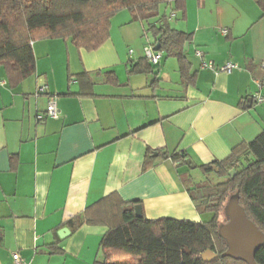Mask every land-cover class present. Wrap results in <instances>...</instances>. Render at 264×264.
<instances>
[{
  "label": "crops",
  "instance_id": "crops-1",
  "mask_svg": "<svg viewBox=\"0 0 264 264\" xmlns=\"http://www.w3.org/2000/svg\"><path fill=\"white\" fill-rule=\"evenodd\" d=\"M184 5V16L172 2L160 11L191 35L188 80L164 53L154 71L129 73L156 44L126 9L95 50L34 40L35 72L14 86L0 67V264H13L14 252L25 264H93L106 227L67 221L112 192L138 201L148 219H210L181 181H194L193 168L172 154L201 172L264 132V100L249 101L264 97V14L255 0ZM228 61L237 67L216 71ZM39 84L47 94H36ZM50 94L57 118L45 116Z\"/></svg>",
  "mask_w": 264,
  "mask_h": 264
},
{
  "label": "trees",
  "instance_id": "trees-1",
  "mask_svg": "<svg viewBox=\"0 0 264 264\" xmlns=\"http://www.w3.org/2000/svg\"><path fill=\"white\" fill-rule=\"evenodd\" d=\"M169 2L172 11L184 16L185 0H0V67L14 86L35 72L34 40L70 39L77 48L95 50L108 38L110 18L126 9L132 19L146 23L153 44H159L155 51L178 59L181 74L188 80L183 46L191 41V35L172 27L168 15L160 11V6ZM255 2L264 14V0ZM157 68L145 57L131 64L129 73ZM172 158L184 161L186 155L174 153ZM198 167L203 175H213V181H181L195 210L211 214L207 221L148 219L143 213L138 217V201H124L115 192L71 217L67 224L72 230L83 224L106 227L99 243L100 256L93 264H247L222 256L228 245L219 229L229 217L223 221L220 217L227 212L230 198L237 197L246 216L264 235V132L233 147L224 159ZM207 249L218 258L202 261L199 255ZM254 259L264 264V244Z\"/></svg>",
  "mask_w": 264,
  "mask_h": 264
},
{
  "label": "water",
  "instance_id": "water-1",
  "mask_svg": "<svg viewBox=\"0 0 264 264\" xmlns=\"http://www.w3.org/2000/svg\"><path fill=\"white\" fill-rule=\"evenodd\" d=\"M158 49L159 44H156L154 50ZM251 100L249 99V101ZM184 163L190 168L195 167L190 158L185 159ZM227 213L229 221L219 229L220 235L226 240L228 245L222 256L240 259L247 264H257L254 255L257 249L264 244L263 233L246 216L243 208L238 203L237 197L231 200ZM135 214L138 217L142 215L140 205L135 206ZM199 256L204 262H212L218 258V255L209 249L203 251Z\"/></svg>",
  "mask_w": 264,
  "mask_h": 264
},
{
  "label": "built area",
  "instance_id": "built-area-1",
  "mask_svg": "<svg viewBox=\"0 0 264 264\" xmlns=\"http://www.w3.org/2000/svg\"><path fill=\"white\" fill-rule=\"evenodd\" d=\"M222 33H226V29L222 30ZM145 54L146 58L149 60L150 63L152 64H158L160 57H161V52L155 51L151 46L145 47ZM202 66L204 67H209L213 69V64L212 63H202ZM262 67H264V63L261 64ZM237 67L236 63H233L231 61L226 62L222 66L216 68V71L220 72H231L234 68ZM47 94L48 89L46 84H39L36 89V94ZM48 104L46 107L45 111V116L51 117V118H57L60 114V111L58 109V106L56 104V96L55 95H48ZM252 100H254L256 103H260L264 100V97L260 95L259 93H254L252 95ZM43 116L39 115L37 118L41 119ZM12 260L13 264H25L22 258L20 257L18 252L12 253Z\"/></svg>",
  "mask_w": 264,
  "mask_h": 264
},
{
  "label": "rangeland",
  "instance_id": "rangeland-1",
  "mask_svg": "<svg viewBox=\"0 0 264 264\" xmlns=\"http://www.w3.org/2000/svg\"><path fill=\"white\" fill-rule=\"evenodd\" d=\"M192 171H194L195 172V175H194V181L193 182H196V183H207V182H209V181H213L212 179V176L213 175H211V174H206V175H203L200 171H199V169H197V168H193L192 169ZM215 177V176H214ZM214 179H217V178H214ZM233 199V197L232 198H230V200L227 202V206H226V211H227V208H228V206H229V204H230V202H231V200ZM227 212H223L222 213V216L220 217V221H223V220H225V218H227V215H228V213L226 214ZM228 217H229V215H228Z\"/></svg>",
  "mask_w": 264,
  "mask_h": 264
}]
</instances>
